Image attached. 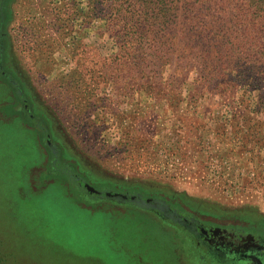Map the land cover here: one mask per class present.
<instances>
[{
	"label": "rangeland",
	"instance_id": "obj_1",
	"mask_svg": "<svg viewBox=\"0 0 264 264\" xmlns=\"http://www.w3.org/2000/svg\"><path fill=\"white\" fill-rule=\"evenodd\" d=\"M8 6L0 264H246L210 245L264 233V7Z\"/></svg>",
	"mask_w": 264,
	"mask_h": 264
},
{
	"label": "flooded vegetation",
	"instance_id": "obj_2",
	"mask_svg": "<svg viewBox=\"0 0 264 264\" xmlns=\"http://www.w3.org/2000/svg\"><path fill=\"white\" fill-rule=\"evenodd\" d=\"M169 218H171V216H169ZM181 223L186 224L188 230L193 231L195 234L200 233L202 235L200 226L198 225H201V222L197 220L187 221L183 219ZM238 231L245 233L246 236L253 234V231L250 229L245 230L244 228H240ZM257 236L258 239L254 244L246 242L243 238L238 239L242 246L233 242L234 239L226 237V239H222L221 243L211 244L210 249L218 257H222L225 252H231L237 253L239 255L238 260H241L246 264H264V233L257 232Z\"/></svg>",
	"mask_w": 264,
	"mask_h": 264
},
{
	"label": "trees",
	"instance_id": "obj_3",
	"mask_svg": "<svg viewBox=\"0 0 264 264\" xmlns=\"http://www.w3.org/2000/svg\"><path fill=\"white\" fill-rule=\"evenodd\" d=\"M10 1L11 0H0V44H1V47L4 43L3 28L9 18V6L8 5ZM246 3L257 5L260 8L264 7V0H246ZM2 50H3V47L0 49V62H1V58L3 57ZM6 76L9 77L8 72L5 70L2 64H0V82L3 84H6L12 90H16L18 88L17 82H14L13 80L9 79L10 77L8 78ZM32 128H33L32 131L27 130V132L38 134L42 130L39 125L38 126L36 125Z\"/></svg>",
	"mask_w": 264,
	"mask_h": 264
}]
</instances>
